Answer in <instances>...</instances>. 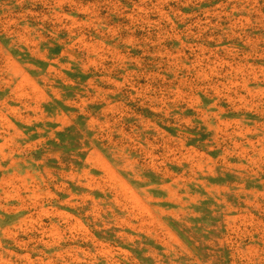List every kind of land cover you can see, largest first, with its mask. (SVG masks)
I'll list each match as a JSON object with an SVG mask.
<instances>
[{
    "label": "rangeland",
    "instance_id": "1",
    "mask_svg": "<svg viewBox=\"0 0 264 264\" xmlns=\"http://www.w3.org/2000/svg\"><path fill=\"white\" fill-rule=\"evenodd\" d=\"M0 264H264V0H0Z\"/></svg>",
    "mask_w": 264,
    "mask_h": 264
}]
</instances>
